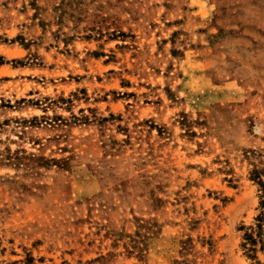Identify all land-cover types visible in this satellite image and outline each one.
<instances>
[{"label": "rangeland", "instance_id": "374dc122", "mask_svg": "<svg viewBox=\"0 0 264 264\" xmlns=\"http://www.w3.org/2000/svg\"><path fill=\"white\" fill-rule=\"evenodd\" d=\"M0 264H264V0H0Z\"/></svg>", "mask_w": 264, "mask_h": 264}]
</instances>
